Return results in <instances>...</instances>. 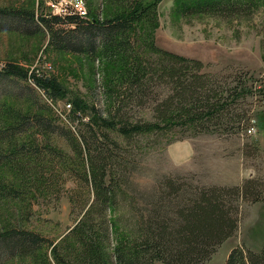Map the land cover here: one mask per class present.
<instances>
[{
    "label": "trees",
    "instance_id": "16d2710c",
    "mask_svg": "<svg viewBox=\"0 0 264 264\" xmlns=\"http://www.w3.org/2000/svg\"><path fill=\"white\" fill-rule=\"evenodd\" d=\"M157 1L101 0L100 11L86 1L84 15L70 11L48 16L36 15L32 6L0 5V19H14L12 28L47 31V47L97 58L107 66L102 107L77 93L69 97L68 115L79 125L60 124L47 102L26 97L24 107L4 95L9 92L6 84L31 77L55 100L68 92L55 78L46 79L12 61L0 67V197L19 205L0 227V255H5L1 262L18 256L30 257L32 264H204L237 227L239 203L262 199L261 182L248 177L236 184L194 186L190 193L182 190L167 198L159 189L142 210L132 198L128 202L133 210L119 205L120 186L108 173L113 157L108 130L128 139L176 125L205 129L226 120L228 113L233 116L228 98L243 93L241 85L226 89L214 74L201 71V60L154 43ZM254 1L173 0V7L179 14H227ZM131 105L144 115L131 117ZM85 113L87 119H82ZM67 175L75 182L68 187L74 213L69 229L52 238L23 226L32 199L54 193ZM166 186L173 187L168 179L161 185ZM90 192L93 199L88 201ZM223 264H264V249L232 246Z\"/></svg>",
    "mask_w": 264,
    "mask_h": 264
},
{
    "label": "rangeland",
    "instance_id": "374dc122",
    "mask_svg": "<svg viewBox=\"0 0 264 264\" xmlns=\"http://www.w3.org/2000/svg\"><path fill=\"white\" fill-rule=\"evenodd\" d=\"M86 1L100 11L101 0H0V5L32 6L36 15L70 11L84 15ZM80 8H84L83 13ZM15 23L10 17L0 19V67L9 61L19 63L29 71L55 78L68 92L52 100L30 77L6 84L9 92L4 95L11 102L24 105L28 102L26 97L47 102L57 121L64 125H79L68 115L72 93L88 103L103 106L102 78L107 66L102 60L56 51L47 47V31L26 33L21 28H12ZM153 26L156 45L201 60V71L214 74L226 89L235 83L241 85L243 93L233 100L228 98V110H232L233 116L228 113L226 120L208 124L205 129L176 125L168 131L135 133L128 139L108 130L107 142L113 155L108 173L111 180L115 175L120 186L119 205L128 211L131 206L128 199L132 198V203L142 210L148 207L152 194H159L160 190L167 198L183 193L182 190L190 193L194 186L230 185L248 177L256 178L261 182L262 199L239 203L237 227L215 246L204 264H223L228 250L238 244L252 250L264 249V0H255L249 8L227 14L213 11L179 14L174 10L173 0H158ZM158 86L165 93V86ZM1 93L0 89V96ZM129 109L131 117L144 115L136 105ZM87 116L83 114L82 119ZM250 125L252 129L248 131ZM71 177L67 175L62 185L56 183L54 193L32 199V206L27 208L28 219L22 225L52 238L66 232L74 222L68 189L75 183ZM166 179L172 182V188L161 187ZM92 199L90 192L88 201ZM15 205L19 206L0 197V227L12 215L11 209L16 213ZM2 259L5 255H0ZM0 264L32 263L30 257L14 256Z\"/></svg>",
    "mask_w": 264,
    "mask_h": 264
},
{
    "label": "built area",
    "instance_id": "2783aa9c",
    "mask_svg": "<svg viewBox=\"0 0 264 264\" xmlns=\"http://www.w3.org/2000/svg\"><path fill=\"white\" fill-rule=\"evenodd\" d=\"M78 8H79V7H78ZM79 10H80L81 13L84 12V8H80ZM67 105L69 106L70 104L67 103ZM251 129H252V125H250V126L247 128L248 131H250Z\"/></svg>",
    "mask_w": 264,
    "mask_h": 264
},
{
    "label": "water",
    "instance_id": "95a60500",
    "mask_svg": "<svg viewBox=\"0 0 264 264\" xmlns=\"http://www.w3.org/2000/svg\"><path fill=\"white\" fill-rule=\"evenodd\" d=\"M47 79V78H46Z\"/></svg>",
    "mask_w": 264,
    "mask_h": 264
}]
</instances>
